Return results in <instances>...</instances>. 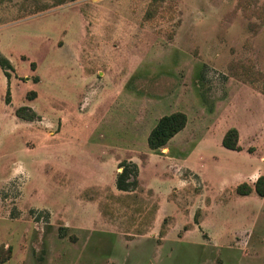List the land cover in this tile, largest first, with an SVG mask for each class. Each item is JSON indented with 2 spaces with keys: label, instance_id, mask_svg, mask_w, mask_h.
Here are the masks:
<instances>
[{
  "label": "rangeland",
  "instance_id": "obj_1",
  "mask_svg": "<svg viewBox=\"0 0 264 264\" xmlns=\"http://www.w3.org/2000/svg\"><path fill=\"white\" fill-rule=\"evenodd\" d=\"M0 53V264H264V0H0Z\"/></svg>",
  "mask_w": 264,
  "mask_h": 264
},
{
  "label": "trees",
  "instance_id": "obj_2",
  "mask_svg": "<svg viewBox=\"0 0 264 264\" xmlns=\"http://www.w3.org/2000/svg\"><path fill=\"white\" fill-rule=\"evenodd\" d=\"M0 68L8 81L11 80V72L14 68L11 62L0 53ZM36 95V93H34ZM10 96V92L8 93ZM9 98L6 101L9 104ZM28 99L29 95H28ZM16 117L28 121H40V116L30 107L18 108L15 112ZM188 124V117L183 112H176L162 117L151 130L147 143L152 151H159L167 146V144L180 132H182ZM222 146L230 151L240 152L242 149L239 144V133L236 128L229 129L222 140ZM122 172L118 174L116 187L122 192H132L138 187L139 169L135 163L123 162L120 164ZM236 193L239 196L246 197L255 193L258 197L264 198V176H260L253 186L243 183L237 187Z\"/></svg>",
  "mask_w": 264,
  "mask_h": 264
},
{
  "label": "crops",
  "instance_id": "obj_3",
  "mask_svg": "<svg viewBox=\"0 0 264 264\" xmlns=\"http://www.w3.org/2000/svg\"><path fill=\"white\" fill-rule=\"evenodd\" d=\"M82 47H83V46H79L78 49H81ZM78 49H77V50H78ZM100 98H101V96L98 97V99H100ZM94 100H97V98L94 97ZM91 101H92V99H91V100H87V102H89V103H91ZM84 102H85V101H83L82 103L84 104ZM80 105H82V104H80ZM80 105H79V106H80Z\"/></svg>",
  "mask_w": 264,
  "mask_h": 264
}]
</instances>
